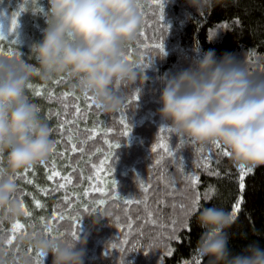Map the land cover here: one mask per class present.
Segmentation results:
<instances>
[{"label": "trees", "instance_id": "obj_1", "mask_svg": "<svg viewBox=\"0 0 264 264\" xmlns=\"http://www.w3.org/2000/svg\"><path fill=\"white\" fill-rule=\"evenodd\" d=\"M0 3L28 24L26 36L30 44L13 46L19 56L11 58L35 64L30 58V48L42 39L46 27L43 11L36 9L46 11L48 0H0ZM138 11L140 15L143 12L139 32L144 28L146 38L138 35L135 42L124 48L123 55L139 60L140 67L136 71L146 75L148 81L142 91L122 89L126 101L119 112L106 114L95 106L89 111L85 94L76 91L75 82L67 76H63L65 82L60 84L53 82L60 77L43 82L37 76L30 81L34 88L27 87V99L52 129V141L59 143H55V153L44 164L33 167L34 171L28 172L27 177L15 179L16 198L32 212L31 218L23 215L19 220L26 224V232L32 230L45 237L43 232L53 214L63 215L65 219L57 220L54 232L47 237L63 233L60 239L70 242L75 240L71 236L74 230L79 237L88 230L93 216L108 213L106 219L91 230L85 264H122V261L126 264H184L185 261L192 264L193 257L199 258L201 264H208V258H200L195 253L203 231L196 219L199 210L215 206L232 214L234 205L242 199L234 224L227 230L228 247L233 254L241 253L251 243L264 248V166L245 175L241 190L239 168L234 166L230 156L220 154L213 144L196 145L173 131L161 132L162 127L170 128L162 125L157 114L163 79L189 67L209 50L217 57L230 53L244 61L251 74L264 76V0H222L211 10L205 8L199 12L186 0H165L163 20L160 7L152 0H143ZM157 44L164 46L166 54L155 47ZM37 89L43 95L36 96ZM64 92L73 95L65 100ZM137 94L138 101L132 99ZM73 105L80 106L79 116L75 115ZM122 118L131 129L127 136L123 135ZM64 121L68 123L64 124L62 135L60 125ZM92 129L94 136L88 131ZM70 134L77 145L75 152L68 142ZM89 136L93 138L88 139ZM161 140L168 145L172 156L160 148L152 151ZM102 161L106 163L102 165ZM3 165L4 157L0 160V166ZM53 166L61 176H71L72 183L66 188L58 187L65 183L61 176L47 178ZM24 170L17 174H23ZM191 177L199 178L195 186L191 184ZM112 181H115L114 186ZM142 184L149 188L148 192L143 191ZM94 187L103 191H94ZM85 191L89 193L87 196ZM197 193L200 206L186 218L190 231L178 228L173 221L185 219L184 210L191 207ZM33 198L43 207H35ZM129 199L140 203L126 204ZM99 200L105 203L99 204ZM11 225L0 221L3 229L0 235L5 239L11 235L8 231ZM21 235H17L11 246L0 241L3 264L28 255L26 251H17L27 249L16 247ZM30 258L35 264L34 252ZM43 264H52L51 254Z\"/></svg>", "mask_w": 264, "mask_h": 264}, {"label": "clouds", "instance_id": "obj_2", "mask_svg": "<svg viewBox=\"0 0 264 264\" xmlns=\"http://www.w3.org/2000/svg\"><path fill=\"white\" fill-rule=\"evenodd\" d=\"M197 12L211 10L222 0H186ZM143 0H48L43 9L46 27L42 39L31 45L30 58L0 59V220H19L23 208L16 198L14 177L24 169L44 164L56 145L49 124L26 96L34 77L43 82L67 76L75 90L94 98L102 113L112 114L125 105L122 89L142 91L148 77L136 71L139 60L125 59L124 48L135 42L142 27ZM157 114L164 126L196 145L219 142L234 166L254 170L264 166V76L250 73L232 54L217 57L204 52L189 67L163 79ZM108 213L95 215L83 235L73 241L42 237L28 230L16 240L17 248L30 249L52 264H85L91 230ZM203 229L195 253L208 264H264V248L257 243L233 254L228 229L230 211L219 207L199 210ZM2 256V253H0ZM8 264H32L23 254Z\"/></svg>", "mask_w": 264, "mask_h": 264}, {"label": "snow or ice", "instance_id": "obj_3", "mask_svg": "<svg viewBox=\"0 0 264 264\" xmlns=\"http://www.w3.org/2000/svg\"><path fill=\"white\" fill-rule=\"evenodd\" d=\"M152 2L155 3V4H157L160 7V9H161L160 19L163 20L164 19V16H163V8H164V5H165V0H152ZM36 10L37 11H43V9H36ZM141 15L143 16V12H141ZM236 22L238 23V21H236ZM18 27H19V25H18V19L16 17H13L11 19V21H10V29H11V31L16 32L18 30ZM138 35L140 37L146 38V34H145V31H144V28L141 29V31L138 33ZM5 36H6L5 26H4L3 23H0V42L4 41ZM155 47L159 48L160 51H161V53L166 54L165 53L164 46L162 44H157V45H155ZM4 54L5 53H4L3 48L0 47V56H2ZM7 55L11 58L13 56H19V53H14L12 51H9V52H7ZM124 57H125V59H129L130 58L127 55H125ZM141 66H143V64H141ZM65 79L66 78L62 76L59 79L54 80L53 82L56 83V84H60V83L65 82ZM28 88H34V85L29 84L28 85ZM35 95L36 96H41V95H43V93H42V91H40V90L37 89L35 91ZM51 95H52V93H49V96L50 97H51ZM69 95H73V94L68 93V92H64L62 94V97L66 100ZM139 98L140 97L137 94L132 99L138 101ZM77 99H79V97H77ZM84 101H85L86 107L88 108L89 111L92 109L93 106H95L98 109V106L95 104V101H94V98L93 97L88 96L87 94H85L84 95ZM65 108H67V105H65ZM73 108L75 109V115L76 116H79L81 114V108H80V106L79 105H73ZM56 115L59 116V113H56ZM65 123H68V121H64L60 125V131H61V134L62 135H63V132H64V124ZM121 123L124 125V128H125V131L123 132V135H126V136L129 135L131 129L128 128V126H127V124H126V122H125V120L123 118L121 120ZM160 130H161V132H164V131H172L171 129H166V128H163V127ZM88 131H91L93 133V136H94V134H95V130L94 129L88 130ZM69 132H70V130H69ZM93 136H89L88 139H92ZM68 142L71 144L72 151L73 152L77 151V145H76V143H74L72 141L71 134L68 136ZM55 143H59V142L57 141ZM183 143H184V141L181 140V144H183ZM110 147H119V145H110ZM213 147L216 150H218L220 152V154H222L223 156H230L229 151L227 149H223L221 147V145L219 144V142L213 143ZM157 148L163 149V151L166 152L167 155H169V156H172L173 155L172 151L169 149L168 145L163 142V140H161L160 143H158L156 146H154L152 148V151L155 152L157 150ZM80 151H83V149H80ZM201 151H202V149H201ZM53 153H55V149H54ZM61 155H63V153H61ZM2 159H3V157H2V155H0V160H2ZM104 163H106V161H102L101 162L102 165ZM156 163L159 164L160 163V160H157ZM0 168H2V166H0ZM30 171H34V169H32V168L25 169L24 172H23V174H17V176L14 179L25 178V177H27V174ZM252 171H253L252 169H245L243 167L239 168V172H240V176H239L240 185H239V187H240L241 190L244 189V183H243V181H244L245 175H247L248 173H251ZM57 176H61V174L58 171H56L55 168H54V166H53V170L51 171V174L48 175L47 178L49 180H52V179H54ZM61 179L65 181V183H62V184H59L58 185V187L61 188V189L66 188V186L68 184H71L72 183V179H71V176L70 175L69 176H61ZM190 180H191V184L193 186H195L199 182V178L198 177H191ZM26 182L27 183H32L31 180H27ZM112 184L114 186L115 185V181H112ZM141 187L143 188V191L145 193L148 192V190H149L148 187L144 186L143 184L141 185ZM93 190L94 191H103L99 187H94ZM41 191H45L46 192L47 190L46 189H41ZM210 191H211V189H210ZM88 194L89 193L87 191H85L84 195L87 196ZM205 198H207V194H205ZM33 199H34L35 207H37V208L43 207V205L41 204V202L39 200H36L35 198H33ZM67 199L68 198L65 197V200H67ZM20 203H21V206L23 208L24 216L26 218H31L32 212L29 211L25 207V205H24V203H23L22 200L20 201ZM98 203L99 204H104L105 201L104 200H99ZM125 203L126 204L140 203V201H133V200L129 199V200H126ZM145 204H146V200H145ZM241 204H242V199L241 200H238L237 203L234 205L233 213H232L233 218H235L236 217V214L239 212L240 207H241ZM199 206H200V195L197 193L195 199H193L192 202H191V207H189V208H187V209L184 210V217H185V219L182 220V221H179V222H177V221L174 220L173 221V224L174 225H177L178 228H185V229H187V230L190 231V224H189V222H188V220L186 218L188 216L192 215L193 213H195L198 210ZM181 207L183 209L184 206H181ZM85 211H87V208H85ZM94 211H95V209H94ZM149 215L151 216V213H149ZM63 219H65V216L53 214V216L51 217V221L48 223L46 229L43 232V235L45 237H47L48 235L52 234L54 232L55 222L57 220H63ZM73 219H76V218L73 217ZM0 221H2V220H0ZM152 222H155V221H152ZM31 226L34 227V225H31ZM128 227L131 228V224H129ZM2 231H3V229L0 228V232H2ZM8 231L11 233V235L8 236L6 239L2 235H0V241H3L7 245L11 246L13 244L14 240L17 238V235L26 234V224L23 223V222H21L20 220H17L16 222L12 223V225H11L10 229H8ZM175 231H176V228H174V230H173V238H175ZM62 236H63V233H60L59 235H52V238L60 239ZM71 236L73 237V239H77L78 238L77 231L74 230L71 233ZM126 242L127 241H125V243ZM115 247H116V245H113V248H115ZM17 251H26L28 255H30V256L32 255V251L30 249H26V250L17 249ZM0 264H3L2 259H0ZM35 264H43V259L39 255H37V254H35ZM122 264H126V261H122ZM184 264H188V262L185 261ZM192 264H201V260L199 258H197V257H193Z\"/></svg>", "mask_w": 264, "mask_h": 264}, {"label": "rangeland", "instance_id": "obj_4", "mask_svg": "<svg viewBox=\"0 0 264 264\" xmlns=\"http://www.w3.org/2000/svg\"><path fill=\"white\" fill-rule=\"evenodd\" d=\"M13 17H16L18 19V30L16 32L11 31L10 29V21ZM0 23H3L5 26V32L6 36L4 41L0 42V47L4 50V55L0 56V59H4L9 57L7 55V52L9 51H16L13 46H19L22 43L30 44L29 39L26 36V32L28 30V24L25 20L17 17L15 13L10 11L7 7V5L0 3ZM26 46V45H25ZM7 48V49H5ZM15 53V52H14Z\"/></svg>", "mask_w": 264, "mask_h": 264}]
</instances>
